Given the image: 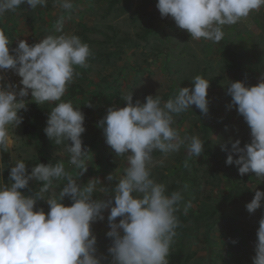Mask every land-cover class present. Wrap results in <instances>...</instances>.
Listing matches in <instances>:
<instances>
[{
    "label": "clouds",
    "instance_id": "obj_1",
    "mask_svg": "<svg viewBox=\"0 0 264 264\" xmlns=\"http://www.w3.org/2000/svg\"><path fill=\"white\" fill-rule=\"evenodd\" d=\"M54 2L64 12L70 13L75 7L74 0ZM23 4L35 10L46 7L48 0H0V19ZM156 7L162 18L174 20L191 40L219 43L224 38V26L260 11L264 0H157ZM64 24L62 14L54 26L59 35H47L33 45L19 40L15 48L0 29V152L12 147L9 126L17 128L23 122L20 112L27 110L30 101L26 98L31 95V102L38 105L55 104L44 132L55 145H65L68 166L78 170L74 177L63 161L38 163L30 172L23 160L11 167L10 185L0 184V264H169L170 248L180 226L176 213L184 197L181 191L169 194L166 186L153 178V153L167 155L181 147L189 157L204 152L205 143L198 136L182 138L173 124L174 116L193 105L208 113L210 82L197 75L192 79L194 88L180 87L167 101L148 95L145 102L133 103V92L124 95L127 106L109 107L99 122L115 155H126L124 174L119 179L113 174L106 177L108 181L118 180L111 190L99 178L82 184L80 178L88 171L91 153L82 140L85 115L62 98L80 75L76 67H89L92 52L79 36L64 33ZM6 70L22 78V87L5 84ZM227 94L231 96L228 107L235 108L250 128L251 142L243 147L238 139L232 142L226 164L237 165L241 176L255 173L264 180V77L255 86L230 82ZM222 150L227 146L222 145ZM234 154L239 158L234 159ZM61 180L66 183L57 195ZM33 181L38 190L25 195L21 190ZM98 193L107 198H94ZM65 197L71 199L70 206L63 203ZM42 199L49 206L47 212L36 209ZM262 201L264 191L257 190L246 205L247 211L255 213L264 206ZM190 207V202L184 205L185 213ZM105 211H109L110 229L106 236L111 239L107 255L98 252L92 230L94 223L105 220ZM117 218H121L119 222ZM253 264H264V218L259 220Z\"/></svg>",
    "mask_w": 264,
    "mask_h": 264
},
{
    "label": "rangeland",
    "instance_id": "obj_2",
    "mask_svg": "<svg viewBox=\"0 0 264 264\" xmlns=\"http://www.w3.org/2000/svg\"><path fill=\"white\" fill-rule=\"evenodd\" d=\"M74 3L70 13L64 12L54 0H48L46 7L38 6L35 10L23 4L16 11L6 13L0 23L12 33L8 38L11 48H15L19 40L33 45L47 35H59L54 26L63 14L64 33L77 35L89 45L92 52L89 67L77 66L75 71L80 75L73 81L82 93L73 96L67 90L62 98L71 101L85 115L86 131L82 140L91 153L88 171L80 178V183L99 178L111 190L118 180L108 181L106 177L113 174L119 179L124 174L126 155H115L106 144L103 128L99 125L109 107H123L116 102L118 97L133 92V103L145 102L148 95H159L162 101H167L178 94L180 87L194 88L192 79L202 76L210 82L208 113L193 105L192 109L174 116L173 127L182 138L198 136L205 143L204 152L199 157H189L184 147L167 155L154 152L152 176L167 190L174 185L177 188L184 185L183 191L178 189L185 198L182 208L188 202L195 206L192 201L197 194L209 205L218 206L220 217L211 232L202 228L197 235H176L170 253L182 251L181 264H253L264 206L249 213L246 205L257 190L264 191V180L257 178L255 173L241 176L237 165L226 164L232 142L240 140L241 147L251 142L250 128L243 117L235 108L228 107L231 96L227 88L230 82L236 81L255 86L264 77V8L234 25L224 26V38L213 43L191 40L190 34L179 29L174 20L162 18L156 7L157 0H74ZM147 29L149 32L145 34ZM3 74L5 84L19 85L22 79L11 70ZM26 99L30 101L27 110L20 113H38L37 126L31 134L24 132L23 122L17 128L9 126L14 143L5 151L10 156L8 163L3 161L0 152V184H4V171L10 177L11 167L18 160L27 164L29 172L38 163L63 161L75 177L78 170L68 166L65 145L57 146L47 137L43 148L40 134L45 133L46 121L55 104L38 105L31 102V95ZM222 145H226L227 150H222ZM238 158L234 154V159ZM65 183L58 182L57 195ZM38 187L33 181L29 188L21 191L31 195ZM238 191L242 195L237 194ZM94 198L107 197L98 193ZM63 203L70 206L72 201L65 197ZM40 208L49 211L46 199L37 202L36 209ZM108 214L109 211H105V220L92 225L98 252L104 255L111 244L106 236L110 230ZM120 219L117 218V222Z\"/></svg>",
    "mask_w": 264,
    "mask_h": 264
},
{
    "label": "trees",
    "instance_id": "obj_3",
    "mask_svg": "<svg viewBox=\"0 0 264 264\" xmlns=\"http://www.w3.org/2000/svg\"><path fill=\"white\" fill-rule=\"evenodd\" d=\"M0 29H2L8 37H12V33L8 31L5 25H3L2 23H0ZM145 32V34H147L149 32V29H147ZM217 80L218 78L216 79V81ZM68 90L69 93L73 96L82 93L81 89H76L74 83L68 86ZM116 102L123 107L127 106V102L124 101L122 97H118ZM20 115L24 118V132L31 134L37 126V117L39 116V114L35 113L33 115H25L20 113ZM40 136L44 148L46 147L47 135L45 133H41ZM2 157L5 163L9 162V153L3 151ZM106 161L109 162V157H106ZM4 185H9V175L6 170L4 171ZM184 188V185L178 188L174 185L173 187H170L168 189V193L170 194L172 191H179L178 189L183 191ZM237 194L242 195V193L239 191L237 192ZM192 204L196 205H191L186 213L184 211V208H182L181 206L180 211L176 213L180 221V226L176 229V235L178 236L197 235L199 230L202 228H205L208 232H211L218 224L220 217L218 206L215 207L214 205H209L208 202L201 200L199 196H197V194H195V200L192 201ZM183 257V252L180 250L172 252L170 253L169 264H181Z\"/></svg>",
    "mask_w": 264,
    "mask_h": 264
}]
</instances>
